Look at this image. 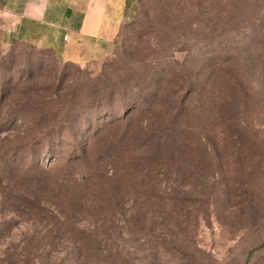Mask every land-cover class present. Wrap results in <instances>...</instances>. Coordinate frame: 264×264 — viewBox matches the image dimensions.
Returning a JSON list of instances; mask_svg holds the SVG:
<instances>
[{
    "label": "rangeland",
    "instance_id": "obj_1",
    "mask_svg": "<svg viewBox=\"0 0 264 264\" xmlns=\"http://www.w3.org/2000/svg\"><path fill=\"white\" fill-rule=\"evenodd\" d=\"M3 26L0 264H264V0H141L85 65Z\"/></svg>",
    "mask_w": 264,
    "mask_h": 264
},
{
    "label": "crops",
    "instance_id": "obj_2",
    "mask_svg": "<svg viewBox=\"0 0 264 264\" xmlns=\"http://www.w3.org/2000/svg\"><path fill=\"white\" fill-rule=\"evenodd\" d=\"M140 0H0L3 35L51 51L62 62L85 65L114 51L121 27Z\"/></svg>",
    "mask_w": 264,
    "mask_h": 264
},
{
    "label": "trees",
    "instance_id": "obj_3",
    "mask_svg": "<svg viewBox=\"0 0 264 264\" xmlns=\"http://www.w3.org/2000/svg\"><path fill=\"white\" fill-rule=\"evenodd\" d=\"M141 1V0H140ZM251 255V253H249L248 257Z\"/></svg>",
    "mask_w": 264,
    "mask_h": 264
}]
</instances>
